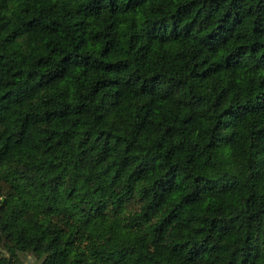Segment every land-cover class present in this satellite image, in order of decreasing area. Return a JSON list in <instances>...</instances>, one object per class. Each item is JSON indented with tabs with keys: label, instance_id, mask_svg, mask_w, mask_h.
<instances>
[{
	"label": "trees",
	"instance_id": "1",
	"mask_svg": "<svg viewBox=\"0 0 264 264\" xmlns=\"http://www.w3.org/2000/svg\"><path fill=\"white\" fill-rule=\"evenodd\" d=\"M0 248L264 264V0H0Z\"/></svg>",
	"mask_w": 264,
	"mask_h": 264
},
{
	"label": "rangeland",
	"instance_id": "2",
	"mask_svg": "<svg viewBox=\"0 0 264 264\" xmlns=\"http://www.w3.org/2000/svg\"><path fill=\"white\" fill-rule=\"evenodd\" d=\"M0 251H1V248H0ZM22 258H23V261L25 264H33L34 263L33 257L29 253L24 254V256H22Z\"/></svg>",
	"mask_w": 264,
	"mask_h": 264
}]
</instances>
